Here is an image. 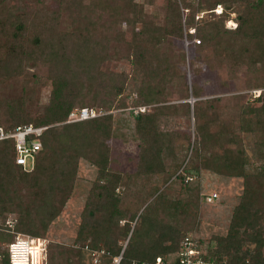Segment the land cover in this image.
Segmentation results:
<instances>
[{"label": "trees", "instance_id": "trees-1", "mask_svg": "<svg viewBox=\"0 0 264 264\" xmlns=\"http://www.w3.org/2000/svg\"><path fill=\"white\" fill-rule=\"evenodd\" d=\"M229 1L244 5L243 12L237 17L238 26L234 30L224 27L226 20L230 17L228 13L222 11L216 14L215 12L217 6L226 5ZM152 2L153 0H144V3L140 4L135 0H127L124 8H118L119 10L123 8L122 11L116 10L118 11L116 14H121L122 20L131 28L132 40L129 43L131 54L128 55L132 66L131 77L139 78L136 83L139 84L136 108L160 102L158 98L162 94L167 70L162 69L166 59L159 48L172 36L193 40L189 35L184 34V25L199 32L202 39H199L198 46L202 42L208 43L215 40L225 43L227 40H236L238 37L242 38L245 44L253 43L258 48L252 51L250 58L256 63L264 64V0H198L197 5L186 0L184 3L178 0H166V14L162 24L155 23L146 16L144 6ZM77 3L81 9L85 11L88 9L87 6L84 8L83 0H70L69 5L73 8ZM100 4L105 11V3L100 0ZM6 7L1 5L0 0V80L19 74L26 60L39 59L49 67L48 78L51 80L52 92L50 104L42 118L32 119L26 113L24 103L27 98L24 96L8 108V119L11 120V125L3 126L0 122V126L7 130L29 124L48 127L39 137L43 148L35 154L33 169L29 171L16 164L13 141H0V214L4 217L9 214L16 215L17 232L44 238L41 230L36 226L39 224L41 229L46 231L48 223L55 219L65 207L78 173L79 161L83 159L98 168L94 187L98 188L99 192L95 191L96 207L90 215L95 217L96 211L100 213L102 221H109L116 216L118 221L122 212L117 208L113 198L122 178L119 174L110 171L109 141L115 137L112 114L108 112L97 118L73 123L67 121L69 114L76 106L75 95L80 92L79 90L86 82L96 84L98 80L103 81L110 77L106 81L108 83L103 82V84L104 87L109 88L110 95H116L112 101L104 103L103 107L108 108L109 104L115 101L116 96L126 90V83L130 77L120 74L112 80V75L105 76L100 71V65L105 58L100 57L97 49L106 38L98 39L96 34L99 29L98 24L90 15L87 17L82 10L74 14L79 18H87L86 23L70 32L60 31L56 25L51 27V23L59 20V13L54 14L53 18L44 13H42L43 17L35 18L41 11L35 10L32 11L34 18L30 19V14L19 12L20 7L15 9ZM203 8L211 10V16L214 15L215 18L207 21L206 26L199 28L196 17ZM16 9L18 11H15ZM182 10H187L188 16L185 18ZM49 22V33L43 34L40 25H47ZM256 87L262 90L259 96L254 95L252 102L247 101L241 106L237 120L230 124L231 128L222 123L223 130L217 133H210L213 120L205 122L203 118L205 112L201 111L200 105L204 101H198L194 106V116L200 137L194 148L197 159L201 161L200 166L203 169L213 170L217 174L242 177L246 183L243 198L234 211L229 233L217 239V248L207 254L208 259L225 264H264V212H262L264 210L256 207V194L262 190L264 184V85H256ZM193 95L200 97L198 88L193 89ZM251 95L253 96L252 92ZM219 100L220 98L216 99V101ZM255 101L260 105L255 104ZM210 102L211 100H208L204 103L210 106ZM1 104L0 101V108ZM103 107L89 109L107 112L108 110ZM136 108L131 110V114L135 118V132L139 141L138 172L140 174L163 173L165 165L162 161L167 149L165 147L167 140L165 132L159 131L156 120L158 114L164 113L165 107H156L151 113L147 111L135 113ZM241 132L257 136L255 146L260 154V164L255 169L247 168V159L240 147L236 151L231 147V144L236 142L237 134ZM213 137L222 138L221 140L227 137L226 149L223 153L212 152L210 156L201 158V146L208 147ZM199 170L194 167L190 170L184 168L176 178L182 179L187 186H190ZM193 172L196 173L193 174ZM172 175L169 173L167 179H170ZM172 182L174 181H170ZM18 183L23 184V188L29 191L30 201L24 200L18 190ZM147 209L149 211L146 215L143 213L139 216L142 223L151 218L153 211L151 205H148ZM181 233L176 228L167 227L158 238L152 236L154 241L150 237L145 242L144 238L141 239L139 229H128L126 233L128 242L118 251L111 248L113 243L105 244L109 249L108 255L122 257L119 264H132L133 261L152 262L157 257H167L174 253L185 236V233L182 235ZM99 234L100 231L90 234V237H88L89 234H85V237L81 235L82 239H92L87 249L98 248L97 244L101 240ZM146 235L149 236L148 233ZM0 240L9 242L11 236L2 234ZM167 241L171 243L165 245ZM252 245L255 247L251 248ZM5 264L9 262L5 260Z\"/></svg>", "mask_w": 264, "mask_h": 264}, {"label": "rangeland", "instance_id": "rangeland-1", "mask_svg": "<svg viewBox=\"0 0 264 264\" xmlns=\"http://www.w3.org/2000/svg\"><path fill=\"white\" fill-rule=\"evenodd\" d=\"M102 1L106 5L105 11L102 10L100 0H83L84 8L88 7L86 11L78 7V3L71 8L70 0H1V5L7 6V9L20 7L19 12L30 14V19L34 18L32 11L35 10L42 11L35 18L43 17L44 14L53 18L59 13V20L51 23V27L56 25L60 31L72 32L77 27H82L87 18H79L74 14L82 10L98 24L99 29L96 31L98 39L106 38L97 49L100 57L105 58L100 65V71L105 76L112 75V80L120 74L130 77L126 83V90L116 96L117 98L108 108L103 107L104 103L112 101L116 95H110L109 88L104 87L103 82L108 81L110 77L103 81L100 79L101 81L98 80L96 84L86 82L75 95V109L103 107L112 114L115 137L109 141L110 171L119 174L122 178L113 198L122 216L118 221L117 216L110 218L109 221H102L99 212L95 211V217L90 215L96 207L95 191L99 192L98 188L94 187L98 168L81 159L65 207L48 223L46 231L41 229L39 224L36 226L47 242L46 264H117L119 258L108 255L109 249L105 243H113V245L109 243L111 248L118 251L128 242L126 237L128 229H139L141 239L144 238L146 242L150 237L158 238L167 227H173L182 232L181 235L191 234L200 239L203 244L202 250L207 255L217 248V239L229 233L234 211L243 198L246 183L242 177L217 174L200 166L201 161L197 159L194 148L196 142L200 140L194 106L198 101L211 100L210 106L204 102L200 105L201 111L205 112L203 117L205 122L213 120L210 133L222 131V123L230 127V124L237 120L241 106L247 101L252 102L254 95L259 96L258 92L262 91L256 85H264V64L256 63L250 58L252 51L258 47L253 43H243L240 37L232 41L227 40L225 43L215 40L202 42L199 46L195 42L187 48L185 39L172 36L161 44L160 53L166 59L162 69L167 70V75L162 94L158 98L160 102L147 106L146 111L151 113L156 107H165L164 113L158 114L156 120L159 131L166 134L167 149L162 161L165 171L160 174H140L138 172L139 141L135 132V118L131 114V110L137 107L139 84L136 83L139 78L131 77L132 66L128 57L131 54L129 49L132 40L131 28L122 20L121 14H116L122 11L127 0ZM135 1L144 3V0ZM178 1L184 3V0ZM186 1L198 4V0ZM119 7L123 8L119 10ZM217 9L219 12L216 11ZM217 9L216 14L222 13L220 12L222 10L230 16L224 27L230 30L236 29L237 17L243 12L244 5L229 1L226 5L217 6ZM202 10L196 17L199 28L206 26L207 21L215 18L214 15L211 16V10L207 8ZM144 11L148 19L162 24L166 14V0H153L151 4H145ZM182 12L184 18L188 16L187 10ZM199 17L201 18L198 19ZM49 25L50 22L47 25H40L43 34L49 33ZM190 30L194 34L191 35ZM184 34L194 40L202 39L199 32L190 29L187 25H184ZM160 73L162 75V70ZM48 76L49 67L42 60L37 59L26 60L19 74L0 80L2 103L0 122L3 126L12 123L8 119V108L24 96L27 98L24 103L26 113L32 119L43 117L50 104L52 92V84ZM194 88L199 89L200 97L193 95ZM217 98L220 100L216 101ZM190 100L193 101V107L189 103ZM254 103L260 105L259 102ZM221 139L213 137L208 147L201 146V158L210 156L212 152L223 153L227 147V137ZM256 139L257 136L254 134L241 132L237 134L236 142L231 144L234 151L238 150V147L242 149L249 170L255 169L260 164V154L255 146ZM193 167L199 168L200 172L196 174L197 177H193L194 181L190 186H187L182 179L176 178L184 168L190 170ZM169 173L173 175L167 179ZM170 181L174 182L170 183ZM17 187L24 200L30 201L29 191L23 188V184L18 183ZM213 193L218 196L213 202L208 203L206 197ZM256 196V207L264 210V184ZM148 205H151L153 210L151 218L142 223L139 216L143 213L147 214ZM97 231H100L101 239L97 244L98 248L87 249L92 239L86 240L82 237H85V234H89L90 237V234ZM147 233L149 236L146 235ZM170 243L171 241H167L165 245ZM254 247L255 245L251 246Z\"/></svg>", "mask_w": 264, "mask_h": 264}, {"label": "built area", "instance_id": "built-area-1", "mask_svg": "<svg viewBox=\"0 0 264 264\" xmlns=\"http://www.w3.org/2000/svg\"><path fill=\"white\" fill-rule=\"evenodd\" d=\"M217 12L218 9L216 10ZM222 12V10L220 11ZM190 34H194L191 32ZM196 39V38H195ZM200 43L199 40H188L185 38V45L188 48L191 44ZM261 91L258 92L260 94ZM146 107H139L137 112H145ZM103 110L77 108L74 109L68 117L69 123L85 121L97 118L107 114ZM47 126H34L32 124L18 126L15 129L7 130L0 126V141L12 140L15 147V162L17 165L29 171L33 169L35 154L42 148L39 137L47 129ZM213 193L206 197L208 203L217 198ZM18 219L16 215L9 214L4 217L0 214V236L8 234L11 240H0V264H46L47 262V245L46 240L40 237H33L16 231ZM202 242L191 234L185 235L180 243L179 248L167 257H157L152 262L133 261L132 264H223L216 260H210L202 250ZM119 261L117 263L119 264Z\"/></svg>", "mask_w": 264, "mask_h": 264}, {"label": "water", "instance_id": "water-1", "mask_svg": "<svg viewBox=\"0 0 264 264\" xmlns=\"http://www.w3.org/2000/svg\"><path fill=\"white\" fill-rule=\"evenodd\" d=\"M189 103H190V104H191V106L193 107V104H192V103H193V101H192V100H190V101H189ZM192 107H191V108H192ZM123 251H124V250H123ZM121 258H122V257L120 256V257H119V260H120ZM117 264H118V263H117Z\"/></svg>", "mask_w": 264, "mask_h": 264}]
</instances>
